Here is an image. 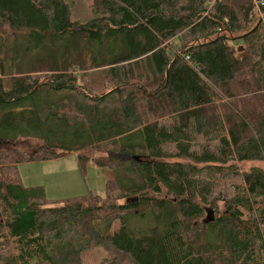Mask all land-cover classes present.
Listing matches in <instances>:
<instances>
[{"label": "trees", "instance_id": "16d2710c", "mask_svg": "<svg viewBox=\"0 0 264 264\" xmlns=\"http://www.w3.org/2000/svg\"><path fill=\"white\" fill-rule=\"evenodd\" d=\"M257 1L91 0L81 21L0 0V139L44 144L0 149V264H264V168L243 169L264 162ZM81 150L116 155L95 158L104 196L22 183L20 163Z\"/></svg>", "mask_w": 264, "mask_h": 264}, {"label": "rangeland", "instance_id": "374dc122", "mask_svg": "<svg viewBox=\"0 0 264 264\" xmlns=\"http://www.w3.org/2000/svg\"><path fill=\"white\" fill-rule=\"evenodd\" d=\"M66 1L71 6L72 19L88 21L93 17L91 0ZM43 146V141L33 137H20L14 141L0 139V149L13 152L33 154ZM107 155L116 157L113 153L81 150L54 159L25 161L20 163L18 168L25 186H42L46 198L52 201L85 196L90 191L104 196L106 181L113 178V173L111 169L99 167L94 162L96 157ZM254 166L264 168V162H244L243 169ZM204 215L206 216V211ZM117 225L118 222L115 223V226ZM108 255L110 254L104 250H91L82 256L80 264H98Z\"/></svg>", "mask_w": 264, "mask_h": 264}, {"label": "built area", "instance_id": "2783aa9c", "mask_svg": "<svg viewBox=\"0 0 264 264\" xmlns=\"http://www.w3.org/2000/svg\"><path fill=\"white\" fill-rule=\"evenodd\" d=\"M256 3V10L258 11L259 7L264 4V0H258Z\"/></svg>", "mask_w": 264, "mask_h": 264}, {"label": "water", "instance_id": "95a60500", "mask_svg": "<svg viewBox=\"0 0 264 264\" xmlns=\"http://www.w3.org/2000/svg\"><path fill=\"white\" fill-rule=\"evenodd\" d=\"M208 216L210 217H213V212L212 211H208Z\"/></svg>", "mask_w": 264, "mask_h": 264}]
</instances>
